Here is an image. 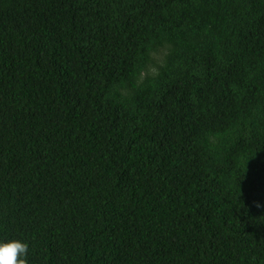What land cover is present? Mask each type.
Masks as SVG:
<instances>
[{
  "label": "trees",
  "instance_id": "1",
  "mask_svg": "<svg viewBox=\"0 0 264 264\" xmlns=\"http://www.w3.org/2000/svg\"><path fill=\"white\" fill-rule=\"evenodd\" d=\"M0 239L264 264V0H0Z\"/></svg>",
  "mask_w": 264,
  "mask_h": 264
},
{
  "label": "clouds",
  "instance_id": "2",
  "mask_svg": "<svg viewBox=\"0 0 264 264\" xmlns=\"http://www.w3.org/2000/svg\"><path fill=\"white\" fill-rule=\"evenodd\" d=\"M29 244L20 239H0V264H27Z\"/></svg>",
  "mask_w": 264,
  "mask_h": 264
}]
</instances>
